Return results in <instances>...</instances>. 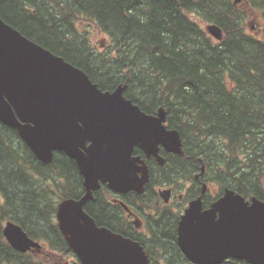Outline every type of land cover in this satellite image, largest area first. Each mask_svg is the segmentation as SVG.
Returning <instances> with one entry per match:
<instances>
[{"label":"trees","instance_id":"1","mask_svg":"<svg viewBox=\"0 0 264 264\" xmlns=\"http://www.w3.org/2000/svg\"><path fill=\"white\" fill-rule=\"evenodd\" d=\"M233 2L0 0V17L81 68L100 89L125 85L124 95L146 112L166 109L169 126L180 133L189 172L199 169L200 158L221 187L262 198L264 0H246L243 6ZM245 7L263 21L258 36L246 30ZM81 16L106 34L105 47L96 49L76 28ZM191 16L218 25L222 39H213ZM0 126V264H44L14 250L2 235V222L15 221L30 234L49 237V247L66 248L54 221L55 206L81 194L82 177L73 159L54 152L45 164L14 129ZM177 167L170 162L161 170L168 174ZM107 207L98 204L89 212L102 223ZM167 219L171 217L155 218V247L170 249L173 258L167 264H192L172 242Z\"/></svg>","mask_w":264,"mask_h":264},{"label":"water","instance_id":"2","mask_svg":"<svg viewBox=\"0 0 264 264\" xmlns=\"http://www.w3.org/2000/svg\"><path fill=\"white\" fill-rule=\"evenodd\" d=\"M205 30L215 40L222 39L218 25L208 23ZM124 89H100L81 68L0 17V122L16 129L37 159L49 163L53 150L59 149L76 160L87 192L77 200H62L56 217L81 264H150L138 242L98 228L82 205L99 180L118 191L142 190L147 170L137 164H144L139 157L130 156L133 146L160 162L159 144L182 153L179 131L162 124L164 108L157 115L147 114L124 96ZM86 140L91 142L88 147ZM137 171H142L140 177ZM2 232L14 250L39 251L40 244L20 225L7 221ZM178 244L199 264L227 257L264 264V200L253 196L245 201L229 188L211 210L202 211L200 200H192L178 226Z\"/></svg>","mask_w":264,"mask_h":264},{"label":"flooded vegetation","instance_id":"3","mask_svg":"<svg viewBox=\"0 0 264 264\" xmlns=\"http://www.w3.org/2000/svg\"><path fill=\"white\" fill-rule=\"evenodd\" d=\"M241 2H246V0H239L233 3L237 5L238 3ZM207 24L208 23H205V26ZM251 29H253V26ZM251 33L254 34L255 36L256 35L258 36L259 34L258 30L256 31V29L251 31ZM161 107L162 106L153 108L149 112H146L141 107L140 109L147 114L157 115L158 110ZM164 110H165V117L162 124L167 129H173L172 127L169 126V121L167 119V111L166 109ZM6 126L9 127L8 125ZM14 130L17 132L16 129ZM20 140L23 141L21 138ZM90 143H91L90 140H86L85 147H88ZM80 150L84 152V149H80ZM54 152L55 153L59 152L66 155V153L63 150L57 149V150H53L52 157ZM158 153L159 156L162 158V162H160V160L155 158L153 155L147 156V154L139 146L137 145L133 146L130 156L132 158L139 157L144 164H140V163L137 164L145 166L147 170V180L144 182L142 190L140 192L136 191L135 189L118 191L110 187L109 182L107 180L104 181L99 180L98 187L91 191V197L88 198L83 203L82 210L93 220L94 224L98 228H106L113 233L121 234L126 238H130L131 240L138 242L144 249L150 264H167L165 260L173 258V254L171 253L170 249H167V247L165 246L162 247L160 250L158 247H155V242H153V233L155 231V222H156L155 218L164 215L166 217H171V219H167L166 222L167 225L171 224L172 226V231L170 232L172 242L175 243V246L182 255V257L185 258L189 263L199 264L189 260L186 257V255L183 253V251L181 250L178 244V226L182 216L185 213V210L188 208L189 203L192 200L199 199L201 202L202 211L211 210L213 209L216 201L224 195L226 188H229L233 190L235 193L240 194L242 197H244L245 201H250L251 197L253 196H245L230 187H221L219 183L216 182L215 175L213 174V172L206 170V166L201 162L200 158H197V161L200 164L199 169L196 171L194 170L192 172H189L186 168L188 163L184 161L185 157L187 156L183 155L184 153L183 147H182V153L179 154L173 151H168L165 149V147L162 144H159ZM66 156L75 161L77 170L82 177V188H83L79 196L62 198L57 201L55 206L54 221L57 227V231L61 235L62 241L66 243L65 245L66 248L62 250L58 248H51L49 247L48 242L45 240L48 239L49 237H45L39 234H30L28 230L23 229L31 239H33L34 241L40 244V248L39 251H34L30 249L21 253H29L31 255H34L36 261H41L44 264H81L76 254L73 252V250L69 248L63 234L59 230L58 220L56 217L58 204L62 200L67 198L77 200L80 199L87 192L86 186L84 184V176L81 174L76 160L72 157H69L68 155ZM170 162L177 163L178 165L177 171L172 172L173 171L172 170L169 171L168 174H163L161 169L166 166L165 168L166 170ZM202 166L204 167L203 170H202ZM141 174L142 171L136 172V175L138 177H140ZM165 191H167V194L164 193ZM98 198H99V202L95 203L96 199ZM257 198L264 200V197L262 198L257 197ZM0 202H1V194H0ZM106 203L108 207L106 208V210H104V214L100 215V217L103 218L102 220L105 221H103L102 223L101 222L98 223L95 217L91 215V213L89 212V209L92 208L94 210L98 204H106ZM111 209H115V213L111 211L110 214ZM219 217H220L219 210H215L214 218L218 219ZM7 221L16 223L15 221L9 219L4 220L2 222L1 232L3 226L6 224ZM3 237L5 241L8 243L4 235ZM162 242L168 243L166 242L165 239ZM233 260L246 262L243 259L227 257L223 259L221 262L214 264H231ZM180 264L183 263L181 262Z\"/></svg>","mask_w":264,"mask_h":264},{"label":"rangeland","instance_id":"4","mask_svg":"<svg viewBox=\"0 0 264 264\" xmlns=\"http://www.w3.org/2000/svg\"><path fill=\"white\" fill-rule=\"evenodd\" d=\"M240 6H243V3H238ZM247 11L248 18L246 19V30L251 32L256 29L258 30V33H261V29H258L262 26L263 21L258 16L259 14L250 10L248 7H245ZM192 19H194L197 23H199L201 26L205 27V23L200 21L198 17L191 16ZM77 29L85 32L86 36L89 39V42L92 46H96V49H101L102 47H105V45L108 42L107 36L104 32L100 31L97 26L94 24L91 25L90 22L87 20H84V18L81 16L79 20L74 22ZM253 26V29H251ZM213 186V185H212Z\"/></svg>","mask_w":264,"mask_h":264}]
</instances>
